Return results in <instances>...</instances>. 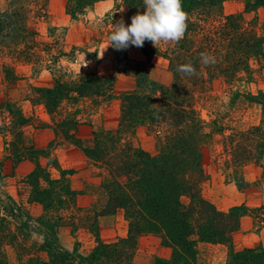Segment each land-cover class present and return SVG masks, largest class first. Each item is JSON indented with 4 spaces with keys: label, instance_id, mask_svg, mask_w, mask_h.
<instances>
[{
    "label": "trees",
    "instance_id": "trees-1",
    "mask_svg": "<svg viewBox=\"0 0 264 264\" xmlns=\"http://www.w3.org/2000/svg\"><path fill=\"white\" fill-rule=\"evenodd\" d=\"M225 1L182 0L188 13L184 38L157 46L145 40L139 47L145 59L134 61L131 66L135 85L119 95L113 94V78L94 71L65 78L64 73H59L61 69L55 68L58 75L49 85L31 87L27 99L41 103L49 114L54 134L51 142L79 147L88 166L95 169L89 176H96L97 183L85 179L84 187L77 190L65 176L70 170L65 169L59 170L58 177H52L38 161L48 151L36 149L33 143L27 146L24 140L22 128L30 117L10 100L1 98L0 114L5 111L9 117L7 126L12 140L7 145L12 149L9 150L14 164L26 158L24 153L35 161L25 181L30 189L29 201L41 210L36 216L23 212L24 218L16 224L0 214V264H132L138 237L148 234L158 236L162 245L171 248L169 257L155 256L149 264H201L200 243L226 246L225 264H264L261 246L236 249L233 244L234 233L250 209L234 205L220 210L200 193L205 179V148L220 144L221 153L229 157L225 164L237 168L264 160V92L240 90L259 71L253 66L264 61V33L256 28L257 10L264 8V0H243V11L228 14L223 11ZM66 2L73 18L77 9L91 6L94 0ZM138 11H146L143 0H120L105 13V19H112L114 24L123 19L129 25ZM19 20L7 18L4 27L21 29L17 28ZM201 52L214 55L217 62L202 66ZM153 56L167 61L171 75L168 84L150 77ZM189 60L198 75L186 76L176 71ZM3 72L9 81L19 77L7 66ZM218 89L233 100L241 97L258 105L259 123L246 128L227 126L223 105L216 106L212 111L215 115L204 120L196 103L201 99L216 102L218 95L214 93ZM114 97L118 99L116 125L94 129L86 142L77 137L81 123L78 114L82 112L77 105L82 102L97 107ZM139 128L154 139L156 148L152 151L133 142ZM226 130L230 133L226 134ZM1 167L0 164V179ZM84 195L90 196L86 207L77 203L78 197ZM4 199L11 200V196L4 192ZM19 210L23 211L22 207ZM119 210L128 221L127 236L111 242L100 240L99 218ZM252 211L257 221L264 222V206ZM69 225L74 230L87 229L94 235L95 244L87 251H79L77 246L64 248L59 229ZM32 233L40 238L31 239ZM10 254L14 260L9 259Z\"/></svg>",
    "mask_w": 264,
    "mask_h": 264
},
{
    "label": "rangeland",
    "instance_id": "rangeland-1",
    "mask_svg": "<svg viewBox=\"0 0 264 264\" xmlns=\"http://www.w3.org/2000/svg\"><path fill=\"white\" fill-rule=\"evenodd\" d=\"M117 1L120 0H94L91 6H86L81 11L77 9L75 17L71 18L66 0H0V100H10L25 116L30 117L28 124L22 128L27 146L33 143L36 149L48 151V154L43 153L45 156H39L38 161L48 169L52 177H58L60 169L70 170L65 176L77 190L84 187L85 179L97 183L96 176H89L95 169L88 166L86 157L76 145L65 142L56 145L51 142L54 134L49 125V114L41 103L30 102L27 98L32 92V86H45L52 82L53 77L58 75L55 68L61 69L59 73H64L65 78H74L76 74L85 71L111 77L114 79L115 95L135 85L131 66L134 61L145 59L140 48L130 45L127 49L116 50L109 45L103 52L109 43V32L113 30L114 24L112 19H105V13ZM243 10V0H227L223 4L226 14ZM15 13L18 16H14ZM257 15L259 25L256 28L258 32L264 33V8H259ZM16 17L20 18L17 28L20 26L21 29L9 30V27H4L7 18ZM151 62L154 67L150 69V77L160 84H168L171 75L167 61L153 56ZM4 66L10 67L13 75H19L18 79L6 80ZM253 67L259 71L253 76V81L242 84V93L256 94L259 90L264 92V61ZM214 95H218L216 102L201 99L196 103L204 120L210 119L216 106L223 105L221 108L226 113L223 121L227 126L246 128L259 123L261 109L258 105L241 97L233 100L230 94L220 89L215 90ZM81 103L77 105L82 111L78 114L81 123L77 134L84 142L91 137L94 129L116 125L117 98L105 100L97 107ZM8 123V114L1 112L0 164L3 177L0 179V214L6 215L12 224H16L24 218L23 212L36 216L41 207L29 201L30 189L25 181V176L34 168L35 161L24 153L26 158L14 164L10 151L12 149L7 145L12 140ZM228 133L230 131L226 130V134ZM133 142L149 151L156 148L154 139L143 128L138 129ZM221 148L220 144L215 143L204 149L205 179L200 184V193L220 210H227L234 205L248 207L250 210L242 217L240 228L234 233V247L241 249L261 246L264 250V222L257 221L255 212L252 211V208L264 206V160L248 162L240 168L229 166L225 164L229 157L221 153ZM55 164L59 165V169ZM4 192L11 196V200L4 199ZM89 201L90 196L84 195L79 205L86 207ZM74 229L70 225L59 229L63 247L71 249L77 246L79 251L89 250L95 244L94 235L85 228ZM127 234L128 221L122 210L99 218L100 240L111 242ZM30 238L38 240L40 236L32 233ZM170 254L171 248L162 245L158 236L141 235L137 239L132 264H149L155 256L169 257ZM226 254L227 247L224 245H198V261L201 264H225ZM9 259L14 260L13 256H9Z\"/></svg>",
    "mask_w": 264,
    "mask_h": 264
},
{
    "label": "clouds",
    "instance_id": "clouds-1",
    "mask_svg": "<svg viewBox=\"0 0 264 264\" xmlns=\"http://www.w3.org/2000/svg\"><path fill=\"white\" fill-rule=\"evenodd\" d=\"M146 11L137 12L131 17V23L125 25L123 19L113 24L109 36L110 45L116 50L127 49L130 45L143 47L145 40L155 46L164 43H178L184 38L188 13L182 7V0H143ZM199 60L202 66L214 65L216 57L208 52H201ZM177 72L186 76L198 75L192 61L180 64Z\"/></svg>",
    "mask_w": 264,
    "mask_h": 264
},
{
    "label": "crops",
    "instance_id": "crops-1",
    "mask_svg": "<svg viewBox=\"0 0 264 264\" xmlns=\"http://www.w3.org/2000/svg\"><path fill=\"white\" fill-rule=\"evenodd\" d=\"M261 9H263V8H261ZM0 115H1V114H0ZM78 127H79V126H78ZM77 131H78V128H77ZM76 135H77V137H79L78 134H77V132H76ZM81 197H82V196H79L78 199H77V203H78V204H80ZM79 200H80V201H79Z\"/></svg>",
    "mask_w": 264,
    "mask_h": 264
}]
</instances>
